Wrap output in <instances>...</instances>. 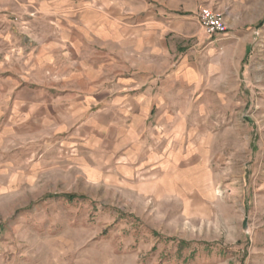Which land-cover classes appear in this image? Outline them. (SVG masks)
<instances>
[{"label": "rangeland", "instance_id": "1", "mask_svg": "<svg viewBox=\"0 0 264 264\" xmlns=\"http://www.w3.org/2000/svg\"><path fill=\"white\" fill-rule=\"evenodd\" d=\"M84 1L91 23L129 21L130 0ZM169 1L178 11L165 15L197 28L180 48L217 40L191 58L199 83L169 93L184 108H106L120 136L107 124L104 136H54L53 125L18 134L0 119V264H264V0ZM35 6L0 0V79L50 32ZM202 7L222 17L225 36L201 28ZM228 43L242 60L222 53ZM53 69L38 70L41 83ZM145 117L152 136H132L129 122Z\"/></svg>", "mask_w": 264, "mask_h": 264}, {"label": "crops", "instance_id": "2", "mask_svg": "<svg viewBox=\"0 0 264 264\" xmlns=\"http://www.w3.org/2000/svg\"><path fill=\"white\" fill-rule=\"evenodd\" d=\"M35 2V12L47 18L50 32L40 38L39 53L29 64L9 76L11 80L0 79V93L6 94L0 101V119L6 127L15 125L18 134L53 125L54 136H104L107 124L112 136H120V120L111 117L106 121L100 116L106 108L128 107L146 113L184 108L181 100L171 102L169 93L182 97L186 83H199L192 59L196 62L195 58L217 41L213 39L202 48L198 40L199 49L180 48V42L192 34L191 27L197 28L186 16L165 15L178 11L173 7L178 4L169 0H160L157 8L146 1L130 0L129 21L122 24L104 16L100 21H87L84 13L89 6L84 0ZM222 53L232 58L240 55L229 43ZM240 56L242 60L244 56ZM42 67H54L49 83H41L38 70ZM22 71L32 72L33 77L25 78L28 73ZM147 117L129 122V126H137L132 136H152L147 125L153 123ZM7 132L2 130L0 136Z\"/></svg>", "mask_w": 264, "mask_h": 264}, {"label": "built area", "instance_id": "3", "mask_svg": "<svg viewBox=\"0 0 264 264\" xmlns=\"http://www.w3.org/2000/svg\"><path fill=\"white\" fill-rule=\"evenodd\" d=\"M196 18L199 25L207 33V35L214 36L219 34L225 36L227 34V26L224 20L215 11L202 7L197 12Z\"/></svg>", "mask_w": 264, "mask_h": 264}, {"label": "water", "instance_id": "4", "mask_svg": "<svg viewBox=\"0 0 264 264\" xmlns=\"http://www.w3.org/2000/svg\"><path fill=\"white\" fill-rule=\"evenodd\" d=\"M243 227L246 228V223L245 222L243 223Z\"/></svg>", "mask_w": 264, "mask_h": 264}]
</instances>
